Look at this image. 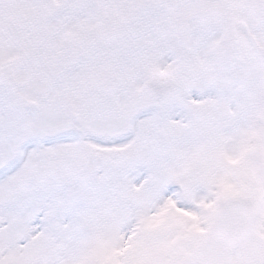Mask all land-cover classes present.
I'll use <instances>...</instances> for the list:
<instances>
[{
  "label": "snow or ice",
  "instance_id": "1",
  "mask_svg": "<svg viewBox=\"0 0 264 264\" xmlns=\"http://www.w3.org/2000/svg\"><path fill=\"white\" fill-rule=\"evenodd\" d=\"M238 19L264 47V19L259 27L242 12ZM255 57L238 31L232 76L210 84L197 52L185 74L171 78L163 121L124 103L82 111L80 135L60 120L33 129L0 169V264H9V251L11 264H215V237L192 246L214 219L223 225L235 211L218 207L239 191L224 153L243 130L250 97L241 81L254 83ZM9 142L0 128V158ZM260 198L264 208V189ZM177 239L187 245L183 262Z\"/></svg>",
  "mask_w": 264,
  "mask_h": 264
},
{
  "label": "rangeland",
  "instance_id": "2",
  "mask_svg": "<svg viewBox=\"0 0 264 264\" xmlns=\"http://www.w3.org/2000/svg\"><path fill=\"white\" fill-rule=\"evenodd\" d=\"M206 4L234 20L231 46L221 37L228 33L225 18L188 21L198 10L197 0H0V128H7L10 135L8 155L0 158V169L18 155L37 127L60 120L67 133L82 134L77 125L84 110H115L127 103L137 115L159 111L153 118L163 121L173 85L166 91L153 90L146 86L147 76L152 72L182 76L199 52L208 62L210 84L231 77L240 25L259 48L258 56H264V47L238 19L242 12L259 27L264 1L254 5L251 0H210ZM64 35L77 41L68 53L57 51ZM185 38L186 46L181 43ZM255 59L254 83L249 86L241 81L250 97L243 130L238 142L224 153L233 158L231 165L224 166L239 188L231 198L250 201L255 222L244 248L232 252L229 264L232 257L241 264L254 260L264 264V233L259 230V221L264 219L260 198L264 189V83L262 67ZM6 77L12 82L5 81ZM4 149L0 143V157ZM214 221L197 236L195 250L212 231ZM90 239L94 242L95 237ZM174 246L179 253L187 247L179 239ZM125 251L127 246L120 255ZM4 258L11 264L14 255L9 251Z\"/></svg>",
  "mask_w": 264,
  "mask_h": 264
},
{
  "label": "water",
  "instance_id": "3",
  "mask_svg": "<svg viewBox=\"0 0 264 264\" xmlns=\"http://www.w3.org/2000/svg\"><path fill=\"white\" fill-rule=\"evenodd\" d=\"M63 47H64V45L63 46L61 45L60 46V50H63ZM150 82L155 87H162L163 88V87H166V86L171 84V77H169V76L168 77H161V76H158V75H151ZM228 205H232L233 209H240V210L245 209L246 212L250 211L249 207L244 202L235 201V202H232V203H230ZM248 224H249V221L244 216V220H243V223H242L243 231L241 233L240 238H238L236 240L232 241L231 236L227 232L226 233H222L220 230H218V228H217V233H215L214 236L223 238V240L225 241V244H224L225 245V250L228 252L229 249L234 246V244H236V245H241L242 244V242L244 241V239L247 236ZM223 229H225V228L223 227Z\"/></svg>",
  "mask_w": 264,
  "mask_h": 264
},
{
  "label": "trees",
  "instance_id": "4",
  "mask_svg": "<svg viewBox=\"0 0 264 264\" xmlns=\"http://www.w3.org/2000/svg\"><path fill=\"white\" fill-rule=\"evenodd\" d=\"M206 246H208V243L206 244ZM215 253V251H214ZM220 254V253H219ZM215 257H216V261H215V264H225V261H224V257L221 255L220 259H222V261L220 259L217 258V254H215Z\"/></svg>",
  "mask_w": 264,
  "mask_h": 264
},
{
  "label": "bare ground",
  "instance_id": "5",
  "mask_svg": "<svg viewBox=\"0 0 264 264\" xmlns=\"http://www.w3.org/2000/svg\"><path fill=\"white\" fill-rule=\"evenodd\" d=\"M203 2H208V1H210V0H202ZM72 47H70V49H71ZM70 52H71V50H70Z\"/></svg>",
  "mask_w": 264,
  "mask_h": 264
}]
</instances>
